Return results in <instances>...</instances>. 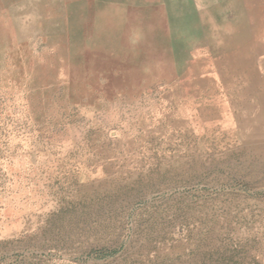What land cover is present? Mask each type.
Here are the masks:
<instances>
[{"label": "rangeland", "instance_id": "rangeland-1", "mask_svg": "<svg viewBox=\"0 0 264 264\" xmlns=\"http://www.w3.org/2000/svg\"><path fill=\"white\" fill-rule=\"evenodd\" d=\"M166 3L135 74L114 31L8 0L0 264H264V0Z\"/></svg>", "mask_w": 264, "mask_h": 264}, {"label": "crops", "instance_id": "crops-1", "mask_svg": "<svg viewBox=\"0 0 264 264\" xmlns=\"http://www.w3.org/2000/svg\"><path fill=\"white\" fill-rule=\"evenodd\" d=\"M166 1L50 0V4L53 7L58 5L63 9L65 30H67V22H73L79 25L74 28L80 30L88 28L100 33L114 31L111 38L107 34L106 38L107 43L110 42V45L116 48L115 56H119L116 62L125 64L124 71H134L135 74H139L141 64L145 67L146 64L151 63L153 56L160 57L161 43L172 30L168 24ZM10 11L8 0H0L1 23L8 21L7 16L10 15ZM73 14L74 18H72ZM129 55L134 59L126 58ZM130 64H136L135 68L129 66Z\"/></svg>", "mask_w": 264, "mask_h": 264}, {"label": "bare ground", "instance_id": "bare-ground-1", "mask_svg": "<svg viewBox=\"0 0 264 264\" xmlns=\"http://www.w3.org/2000/svg\"><path fill=\"white\" fill-rule=\"evenodd\" d=\"M234 38V37H233ZM242 40V39H241ZM234 91V90H233ZM237 92V91H236ZM238 103V102H237ZM261 148V147H260ZM261 149H264V148H261ZM259 151V150H258Z\"/></svg>", "mask_w": 264, "mask_h": 264}]
</instances>
